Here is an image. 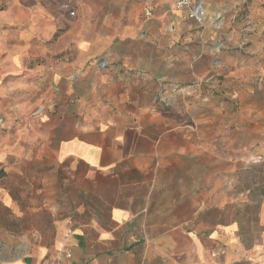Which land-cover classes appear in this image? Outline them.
<instances>
[{"label": "crops", "instance_id": "crops-1", "mask_svg": "<svg viewBox=\"0 0 264 264\" xmlns=\"http://www.w3.org/2000/svg\"><path fill=\"white\" fill-rule=\"evenodd\" d=\"M58 1L0 0V264H264L263 0Z\"/></svg>", "mask_w": 264, "mask_h": 264}, {"label": "rangeland", "instance_id": "rangeland-1", "mask_svg": "<svg viewBox=\"0 0 264 264\" xmlns=\"http://www.w3.org/2000/svg\"><path fill=\"white\" fill-rule=\"evenodd\" d=\"M63 1H68V0H61V1L59 0L58 3L56 4V7L58 9V13H60L61 15H65L67 17L66 13H63L60 10V4ZM144 1H146V0H130L128 2H129V4H135V5L140 4V5L145 6ZM130 2H132V3H130ZM156 2H157L156 0H152L148 4V7H154ZM263 2H264V0H263ZM146 3H147V1H146ZM122 12H123V8L121 9V13ZM101 15H102V13H101ZM125 15L126 14H124V16ZM152 15H153V11H150V9H148V11L145 12V16L147 18H150ZM214 19L219 20L220 18L214 17ZM207 20H208V18L206 19V21ZM205 22L200 23V24H204ZM99 65L101 67H105L104 62L99 63ZM205 83H206L205 80H201V81L196 82L194 85H191L188 87H180V86L173 85L171 82H168V81L162 79V80H160L161 87L159 90V94L156 96L155 101H154L155 108H157V109L159 108L160 113L171 112L173 110V97L175 95L179 94L182 97H189L193 91L201 88ZM193 128H195V127L193 126ZM188 129H189V127H188ZM134 260H136V259L134 258Z\"/></svg>", "mask_w": 264, "mask_h": 264}, {"label": "built area", "instance_id": "built-area-1", "mask_svg": "<svg viewBox=\"0 0 264 264\" xmlns=\"http://www.w3.org/2000/svg\"><path fill=\"white\" fill-rule=\"evenodd\" d=\"M173 6L177 11H188V16L190 19L196 20L198 23H203L206 21V15L202 5L198 0H172ZM60 10L66 13L68 18L76 17V6L71 0L63 1L60 4ZM192 129V128H190ZM193 130V129H192ZM66 258L70 257V253H65ZM62 258L59 256L53 258L44 259L35 264H61Z\"/></svg>", "mask_w": 264, "mask_h": 264}, {"label": "trees", "instance_id": "trees-1", "mask_svg": "<svg viewBox=\"0 0 264 264\" xmlns=\"http://www.w3.org/2000/svg\"><path fill=\"white\" fill-rule=\"evenodd\" d=\"M4 177V172L0 171V179Z\"/></svg>", "mask_w": 264, "mask_h": 264}]
</instances>
